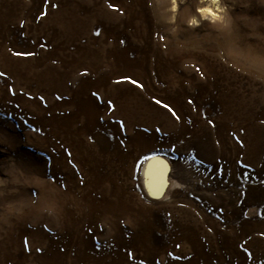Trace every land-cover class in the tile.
<instances>
[{"label": "rangeland", "instance_id": "374dc122", "mask_svg": "<svg viewBox=\"0 0 264 264\" xmlns=\"http://www.w3.org/2000/svg\"><path fill=\"white\" fill-rule=\"evenodd\" d=\"M0 74V264H264V0H0Z\"/></svg>", "mask_w": 264, "mask_h": 264}, {"label": "snow or ice", "instance_id": "6c2138e0", "mask_svg": "<svg viewBox=\"0 0 264 264\" xmlns=\"http://www.w3.org/2000/svg\"><path fill=\"white\" fill-rule=\"evenodd\" d=\"M201 2L203 3L204 0H201ZM209 3L212 5H218L220 3V0H209ZM53 7H56V5H53ZM113 9L115 10L114 6ZM195 11L199 14H201L202 16H204L205 19H207L208 17H211L213 19V21L216 20H220V16L218 15V12L221 11V9L219 8H213V7H197L195 8ZM194 24L197 23L196 20L193 21ZM95 35H99V32L95 33ZM120 43H123V41H120ZM17 55H32L31 53H16ZM86 75V73H84ZM2 75V74H0ZM127 81L128 83H131L132 85H134L137 88H142L143 86L141 84H139L137 81L135 80H131L130 78H123L121 81H117V83H121V82H125ZM92 95L94 97L97 96V93H92ZM99 99V97H97ZM42 99V98H41ZM57 99H60V97H57ZM108 106L110 108L114 107L111 104V101H108ZM157 104H159V101H156ZM189 103H191V101H189ZM163 107L165 109H167V111L175 118V119H179V117L176 115L175 111L170 108L168 105H163ZM122 123V122H121ZM209 123H211V121H209ZM157 131H159V129H157ZM144 159L146 161H153L154 163H150L149 164V168L147 170L146 175L149 177V191H152V180L153 177L157 178L159 180V187H164L165 183H164V178L167 175V172L170 170L169 166L167 163H165L163 161L162 158H158L157 156H145ZM221 212L223 211L222 209L220 210ZM209 231H211V229H209ZM26 243V242H25ZM177 247H179V245H177ZM37 251H40L39 249H37ZM250 255V254H249Z\"/></svg>", "mask_w": 264, "mask_h": 264}, {"label": "bare ground", "instance_id": "6f19581e", "mask_svg": "<svg viewBox=\"0 0 264 264\" xmlns=\"http://www.w3.org/2000/svg\"><path fill=\"white\" fill-rule=\"evenodd\" d=\"M150 163H154V162L148 161L146 163L145 168H144V172H143V180H144V184H145V187H146V190L148 191V193L151 195H157L158 193L160 194V192H161L160 190L162 187H159V180L155 177H153V180H152V191L151 192L149 191V177L146 175V173H147V170L149 168ZM164 183H165V185L167 184V180L165 178H164Z\"/></svg>", "mask_w": 264, "mask_h": 264}]
</instances>
